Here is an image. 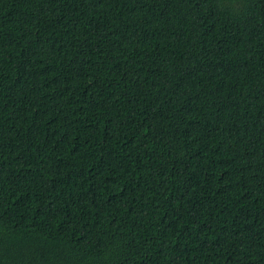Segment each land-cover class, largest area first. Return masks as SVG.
Returning a JSON list of instances; mask_svg holds the SVG:
<instances>
[{
  "label": "trees",
  "instance_id": "obj_1",
  "mask_svg": "<svg viewBox=\"0 0 264 264\" xmlns=\"http://www.w3.org/2000/svg\"><path fill=\"white\" fill-rule=\"evenodd\" d=\"M0 264H264V0H0Z\"/></svg>",
  "mask_w": 264,
  "mask_h": 264
}]
</instances>
